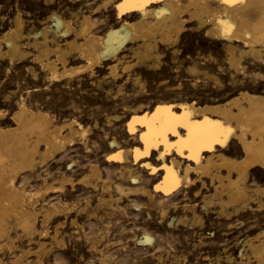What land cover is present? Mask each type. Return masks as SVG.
<instances>
[{
	"label": "bare ground",
	"instance_id": "obj_1",
	"mask_svg": "<svg viewBox=\"0 0 264 264\" xmlns=\"http://www.w3.org/2000/svg\"><path fill=\"white\" fill-rule=\"evenodd\" d=\"M70 1V16L53 11L49 16V21L53 24H47L36 32L35 29L31 36L33 41L30 39L31 33H24V21L17 12L14 28L12 25V29L3 38L5 51L0 41V57L7 56L8 59L9 56L10 61L25 57L29 54L22 46L25 41L24 44L30 48L40 49L39 53L36 52L34 61L40 64L51 79L60 81L65 77L73 78L85 73L92 76L105 61L112 59L113 63L108 69L113 80L116 78L117 81L120 75L119 65H122L124 70H134L131 77H134L136 84L141 71L143 73L142 66H148L151 59H160L159 45H173L189 26L204 29L209 38L224 40L226 51H223L227 52L226 58L231 65L238 67L240 59L246 55L257 59L264 56V0H103L96 6L87 4L82 8L80 6L86 3H81L80 0ZM111 7L116 10L117 25L103 30L108 20L103 19L104 13ZM125 43H134L128 47L132 60L127 61L124 54L120 57L118 55L125 49ZM72 59L84 64L76 68L70 66ZM158 64L155 61L154 66L157 67ZM190 66L189 71L199 73L197 65ZM146 72L147 70L144 73ZM203 73L213 78L210 72L204 70ZM128 77L131 78L129 74ZM254 91L240 90L223 102L212 105L198 106L194 101L173 104L162 102L155 106L151 116L146 113L142 104L134 106V117L128 127L134 132L135 143L142 142L144 149L136 145H133L134 148L128 147L116 136L99 140L97 136L89 137L90 128L76 118L58 123L52 118L55 116L31 109L24 103L12 112L10 119L8 118L9 123L3 121L7 118V111L0 109V264H45L46 255L55 248L53 245L58 243L61 246L63 242L66 243L65 238L59 240L64 225L68 220L71 224L77 223L76 218L68 216L70 207L64 203H52L53 198L62 193L64 195L66 185L81 186L83 191L96 197L97 202L91 206L87 200L85 205L82 204L79 208L74 204L72 209L78 207L77 215L86 213L88 216H96L95 219L97 216L99 218L101 212L98 214V211L102 206H111L114 202L119 204L118 201H122L124 195L138 193L120 189L116 190L115 196L113 190L122 181H128L132 185L140 181L136 176V169L134 170V161L152 154L153 149L159 151L158 157L162 164L160 169L164 175L155 185L156 191L162 194L160 196L175 195L172 196L173 199L180 192L191 191L196 198H201V208L208 213H216V210L218 218L261 215L264 211V93ZM176 109H180L181 113ZM70 114L73 117L72 112ZM119 117L121 116L116 115L114 119ZM107 121L111 123L112 118ZM137 124L144 126L141 135L138 134L141 130H138ZM96 126L98 127L97 122ZM96 144L97 150H104V160L95 155L96 152L94 154L93 145ZM71 153L79 157L74 158L70 156ZM58 158L62 161L68 158V162H65L68 168L49 182L41 173ZM103 162L111 168L119 169L114 177H106L100 166ZM144 163L152 174L159 173L158 167L146 160ZM76 169L81 172L80 178L70 179L68 174ZM255 176L260 177V185H257ZM38 181H41V187L30 190V185ZM142 190L148 202L158 200L156 191L153 193L148 188ZM159 202H156L157 206ZM116 205L112 208L113 216L123 212L120 205ZM160 205L163 207L162 202ZM214 206L217 209L212 208ZM160 212L163 217L168 214L165 207ZM61 216L64 218H60ZM177 220L179 223L186 222L183 218ZM174 221L173 218L169 225ZM100 236L102 238L104 235ZM23 239L36 244V250L33 246L31 247L34 249L19 250L18 243L23 242ZM143 240L152 242L153 238L144 235ZM241 242H244L243 250L246 252L240 253L247 264L252 260L254 264H264V228ZM227 259L232 260L231 256Z\"/></svg>",
	"mask_w": 264,
	"mask_h": 264
},
{
	"label": "rangeland",
	"instance_id": "obj_2",
	"mask_svg": "<svg viewBox=\"0 0 264 264\" xmlns=\"http://www.w3.org/2000/svg\"><path fill=\"white\" fill-rule=\"evenodd\" d=\"M80 1H82L81 3H86L80 6L82 8L86 7L87 4L91 7L96 6L103 0ZM52 2L53 0H0V41L2 42L3 50H6L3 45V38L14 28L15 17L18 13L24 21V27L26 28L23 27V30H26L24 33H31V41L34 40L31 36L34 35H32V33H34L35 29L36 32L47 24H53L49 21V16L53 11L60 14L64 13L67 17L70 16L68 8L72 6V1L54 0V2ZM105 12V17H103V19L106 20L108 18V20L106 21L107 24H104L106 27L103 26V30L117 25L115 23V18H117L115 8L111 7ZM11 26L12 28H10ZM223 42L224 40L221 41L209 38L204 29H199L197 26H189L183 32V35H180L176 43L173 44L174 47L170 44L159 45L158 51L160 53V59H151L149 61L150 64H147L150 67L146 65L142 66L143 73L141 71L142 74L140 73V79L138 83L135 84L134 77H131L133 76L134 70H124L122 65H119L120 75H118L117 81H115L116 78L113 80V76L109 74L110 70L108 69L109 65L113 63L112 59L111 61L108 60V62L105 61L103 65L98 68L99 71H97L98 69L95 71L92 75L94 78L91 74L85 73L83 76L79 75L73 78L65 77L60 79V81L51 79L40 64L34 61V56L36 52L39 53L40 49L35 47L30 48V46L24 44L25 41H23V49L29 53L25 57H20L18 59L14 58L12 61H10L11 58L9 56L8 59L7 56L6 58L4 56L0 57V109L8 113L6 115L7 118L3 121L9 123L10 120H8V118L10 119L12 112H14L20 104L24 103L28 107H31V109L42 110L47 112L51 117L55 116V118H52L54 121H58V123H63L65 120H68V118H76L85 127L90 128L89 137L97 136L96 138L99 140V138L104 139L105 137L112 138L116 136L118 139L120 138L119 141L122 144H126L128 147L134 148L135 146L133 145H136L144 149L142 142L139 143L140 141H137L135 143L134 132H131L128 127L134 117V106L137 107L139 104H142L143 109L151 116L155 106L162 102L173 104V102L194 101L198 106L205 104L212 105L223 102L226 98L228 99L232 96L233 93L236 94L240 90L250 89V91L256 90L254 92L264 93V56H262V59L261 57L257 59L251 55H246V57L243 56L238 63L240 66H238V68L235 65H231L228 58H226L228 57L227 52L224 53V51H226V44L225 42L223 44ZM131 45H134V43H125V49L118 54L119 57L124 54L127 61L132 60V55L128 50ZM189 51L191 52L189 53ZM196 55L198 56L196 57ZM188 56L189 58H187ZM182 58H186L185 60L187 61ZM73 60L74 59H72L73 63L71 62L72 64H70V66H75V68L76 66H82L84 64L80 60ZM155 61L159 62L157 67L154 66ZM199 61L202 63H199ZM188 62L192 63L190 64ZM187 65L189 67H191L190 65H197L199 73H192L189 71ZM202 67L206 72L213 74V78L206 76L203 73L204 70ZM26 68H28V70ZM144 70H147V72L144 73ZM31 71L38 74L34 75ZM128 74L131 77L130 79ZM192 80H194L195 83ZM120 85L121 87H119ZM116 90L117 92L119 91V95ZM225 94H228V96ZM55 100L56 102H54ZM59 101L60 103H58ZM69 111L72 112L73 117H71V112ZM176 111L181 113L180 109H176ZM63 115L64 117H62ZM116 115L121 117L114 119ZM65 117L67 118L65 119ZM110 117L112 121L108 123L107 120ZM95 122L98 123V127H95ZM137 127L138 130H141L138 132V134L141 135L140 133H142L144 126L137 124ZM112 129L114 130L112 131ZM97 145L98 144L93 145V149ZM98 150L95 148L94 154L96 152L95 155L101 156L99 158L104 160V150ZM158 154L159 151L153 149L152 154L147 157H142L141 160L134 161V170L136 169L135 173L140 181L137 182L138 184L136 183L133 185L128 181H122L120 183L121 185L119 184L120 186L118 185L114 188L113 191H115V193L113 194L116 196V192L120 189L125 191L130 189L138 191V193L134 192V194L124 195L122 201H118L119 204L114 202L111 206H104V208L102 206L98 211V214L101 212L99 218L97 216L95 219L96 216H88L86 213L77 215V208H80V205H85L88 200L90 205L94 206L97 202L96 197L90 196L83 191L81 186L77 185L76 187H71L70 185H66L67 191L64 195L63 193L56 195L51 202L55 204L64 203V205L69 206L71 211L68 216L70 218H76L78 224H71L68 220V223L61 229L62 235H59V240L60 238H65L64 241L66 243L63 242L61 246L58 243H56V246L53 245L55 248L46 255L45 259H50L47 260L50 264H247L245 258L242 259L241 256L242 251H244V242L242 243L241 241H244L248 237L255 236L264 228V211L261 215L254 214L255 216L251 215L248 218L242 215L230 217V219L220 216L218 218L216 210H214L216 213H208L203 210L201 208V198H196L191 191H187L189 194L187 192H180L176 195V198L173 197V199L172 196L175 195L167 197L160 196L162 194L156 191L155 185L162 180V176L164 175L160 169L162 164L161 161H159ZM70 156L74 158L79 157V155L75 153H71ZM59 159L60 158L50 164L52 168L49 165L48 168H44V171L41 173L49 182L57 176L59 177V172L68 168L66 164L68 158H66L65 161H62V159L59 161ZM145 160L158 167L160 169L159 173L152 174L151 171L145 167ZM142 161L144 162L142 163ZM100 166L106 174V177H114L119 170L109 167L105 162ZM76 170L68 174L70 179L77 180L80 178L81 172H79V169ZM254 179L257 185L261 184L259 182V176H255ZM124 182H128V184H124ZM40 183L41 181L33 183L30 185L29 189L33 190L41 187L42 183ZM143 188H148L153 193L156 191L155 194H158L161 198L157 197V201L148 202L147 197H145L146 195L143 194ZM139 190L142 193H140ZM185 194H187V196L189 195V197ZM156 202L160 204L162 202L163 207L160 204L157 206L158 203ZM74 204H77L78 207L73 208V210L72 206ZM116 204L118 207L120 205L123 212L113 216L111 212ZM164 207L168 210L166 217H163L160 212L161 208L163 209ZM215 207L217 209V206L212 208ZM147 212L148 214H146ZM193 212L195 213L193 214ZM101 216L102 218H100ZM60 218L63 219L64 216ZM173 218L175 219V224L169 225V222ZM180 218L185 219L186 222L179 223L177 219ZM199 218H201L200 221ZM101 223L104 224L102 225ZM143 234L151 236L154 242H145L143 240ZM100 235L104 236L101 238ZM92 240L95 241L93 242ZM29 242L28 239H23V242L18 243L19 250H30L31 248L34 249L37 247L36 244ZM97 242L98 245H96ZM63 244L65 245L63 246ZM95 245L97 248H95ZM34 250H36V248ZM228 256H231L232 260L229 261L227 259ZM46 260H44L45 264H49ZM250 263L254 264L253 260Z\"/></svg>",
	"mask_w": 264,
	"mask_h": 264
},
{
	"label": "snow or ice",
	"instance_id": "obj_3",
	"mask_svg": "<svg viewBox=\"0 0 264 264\" xmlns=\"http://www.w3.org/2000/svg\"><path fill=\"white\" fill-rule=\"evenodd\" d=\"M225 2H227V0H225Z\"/></svg>",
	"mask_w": 264,
	"mask_h": 264
}]
</instances>
